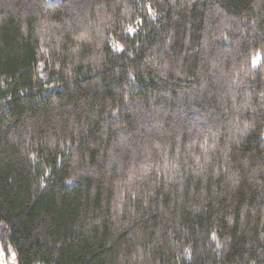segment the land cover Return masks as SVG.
Wrapping results in <instances>:
<instances>
[{
	"label": "trees",
	"instance_id": "trees-1",
	"mask_svg": "<svg viewBox=\"0 0 264 264\" xmlns=\"http://www.w3.org/2000/svg\"><path fill=\"white\" fill-rule=\"evenodd\" d=\"M263 130L264 0H0L18 264H264Z\"/></svg>",
	"mask_w": 264,
	"mask_h": 264
},
{
	"label": "rangeland",
	"instance_id": "rangeland-1",
	"mask_svg": "<svg viewBox=\"0 0 264 264\" xmlns=\"http://www.w3.org/2000/svg\"><path fill=\"white\" fill-rule=\"evenodd\" d=\"M257 59L253 60V64H255ZM262 139L264 142V130L262 132ZM0 264H18L17 258L11 247L2 248L0 247Z\"/></svg>",
	"mask_w": 264,
	"mask_h": 264
}]
</instances>
